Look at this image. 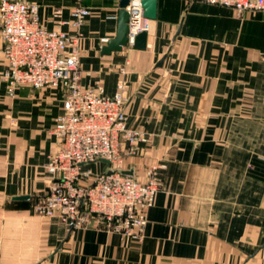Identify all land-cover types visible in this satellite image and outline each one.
Instances as JSON below:
<instances>
[{"label":"crops","instance_id":"0c3cea01","mask_svg":"<svg viewBox=\"0 0 264 264\" xmlns=\"http://www.w3.org/2000/svg\"><path fill=\"white\" fill-rule=\"evenodd\" d=\"M26 1L47 29H68L54 10L69 19L73 0ZM120 2L85 1L81 82L111 94L123 77L127 122L151 134L125 166L142 176L139 168L166 163L144 238L34 211L52 179L44 164L63 95L27 85L10 95L0 40V264H264V11L240 17L202 0H156L144 47L104 54ZM100 161L82 168L98 171Z\"/></svg>","mask_w":264,"mask_h":264},{"label":"built area","instance_id":"2783aa9c","mask_svg":"<svg viewBox=\"0 0 264 264\" xmlns=\"http://www.w3.org/2000/svg\"><path fill=\"white\" fill-rule=\"evenodd\" d=\"M70 18L62 10L54 16L67 30L47 29L41 22L38 5L26 0H0V40L6 67L1 75L7 91L14 94L21 85L33 89H60L62 110L55 116L50 132L57 148L44 164L52 179L46 190L33 199L34 211L56 217L71 228L96 226L142 240L151 207L161 185L163 161L148 164L142 176L119 171L128 168L125 158L137 155L151 134L128 124L123 77L109 94L100 83L81 82L80 42L82 25L90 15L86 0H73ZM232 8L238 16L264 11V0H202ZM125 46H134L136 36L148 26L141 0H129ZM108 38L102 37L103 44ZM125 74L124 67L119 69ZM108 159L102 169L82 164Z\"/></svg>","mask_w":264,"mask_h":264},{"label":"water","instance_id":"95a60500","mask_svg":"<svg viewBox=\"0 0 264 264\" xmlns=\"http://www.w3.org/2000/svg\"><path fill=\"white\" fill-rule=\"evenodd\" d=\"M129 0H121L120 2V9L117 14V28L116 33L113 38L109 39L108 42L103 46L102 53L104 54H110L113 51H119L122 49V47L125 45L126 42V33L128 30V18L129 13L125 9V7L128 5ZM141 5L143 8V16L145 19H154L156 17V0H141ZM179 33V29L175 33L173 40L176 38V36ZM145 38H146V31L140 32L135 39L134 46L137 48H143L145 44ZM171 48V47H170ZM168 49V51L170 50ZM167 53H165L159 61L155 64V67H161L163 64L164 59L166 58ZM102 160L106 163V165L109 163L108 159ZM120 172L128 175H134V167L129 168H120ZM20 198H26L28 196L22 195L18 196Z\"/></svg>","mask_w":264,"mask_h":264},{"label":"rangeland","instance_id":"374dc122","mask_svg":"<svg viewBox=\"0 0 264 264\" xmlns=\"http://www.w3.org/2000/svg\"><path fill=\"white\" fill-rule=\"evenodd\" d=\"M257 11H254V12H247V13H245V14H248V13H256ZM137 127H139V126H137ZM139 128H141V127H139ZM141 129H143V128H141ZM143 130H145V129H143ZM145 131H147V130H145ZM148 132V131H147ZM143 147V146H142ZM133 156H135V155H133ZM125 160H126V158H125ZM159 161V160H158ZM154 162H156V161H154ZM100 163H101V161H100ZM152 163V162H151ZM101 164H103L102 166H104L105 165V162H103V163H101ZM126 164V161H124V163H123V165H125ZM150 164V163H149ZM94 166V165H93ZM147 166V165H146ZM146 166H144V167H141V168H139V170L140 171H142L143 172V169L146 167ZM94 168V167H93ZM160 179H161V185H160V188H161V186H162V178H161V176H160ZM160 190V189H159ZM158 190V191H159ZM157 195V194H156ZM150 208V207H149ZM148 208V209H149ZM148 211V210H147ZM134 240H136V239H134ZM143 240V239H142ZM142 240H137V241H142Z\"/></svg>","mask_w":264,"mask_h":264}]
</instances>
